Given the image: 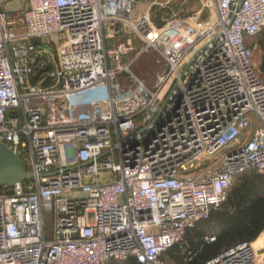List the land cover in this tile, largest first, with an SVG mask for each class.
<instances>
[{
	"label": "built area",
	"instance_id": "obj_1",
	"mask_svg": "<svg viewBox=\"0 0 264 264\" xmlns=\"http://www.w3.org/2000/svg\"><path fill=\"white\" fill-rule=\"evenodd\" d=\"M238 2L158 23L162 0H0V142L33 174L0 185V264H165L264 173V0ZM150 50L146 80L131 65ZM204 264H264V228Z\"/></svg>",
	"mask_w": 264,
	"mask_h": 264
},
{
	"label": "trees",
	"instance_id": "obj_2",
	"mask_svg": "<svg viewBox=\"0 0 264 264\" xmlns=\"http://www.w3.org/2000/svg\"><path fill=\"white\" fill-rule=\"evenodd\" d=\"M258 71L260 76L264 74V70ZM209 227L215 228L216 240L213 242L204 238ZM263 228L264 173L250 169L236 178L227 201L212 211L208 219L190 228L184 240L164 253L163 259L166 264H204L231 246L257 240ZM110 264L143 263L129 258L113 260Z\"/></svg>",
	"mask_w": 264,
	"mask_h": 264
},
{
	"label": "rangeland",
	"instance_id": "obj_3",
	"mask_svg": "<svg viewBox=\"0 0 264 264\" xmlns=\"http://www.w3.org/2000/svg\"><path fill=\"white\" fill-rule=\"evenodd\" d=\"M165 1L167 0H162L161 4L153 6L151 8L150 15L152 16V18L154 17V19H157L158 20L157 22L159 23L163 22L164 19L170 18L177 11L179 12V14H183V15H185L186 13L195 12L199 9L202 2H208L209 0H171L168 4H164ZM136 43L137 46L140 47V49L143 48V44H141L140 40L137 39ZM157 59H158V55L154 53L152 50H150L144 54H141L139 56V59L131 65V69L137 76L144 78L146 80H151L154 77L156 70L160 67V64L159 62H157ZM258 59H259V55L257 54V56L256 55L254 56L253 60L256 62L258 61ZM110 63H112V67H114V65L116 64L112 60L110 61ZM261 76L264 77V74L261 73ZM173 79L174 76L170 80L169 85L172 84ZM90 217H92V214H90ZM54 223L55 220L52 212L46 211L45 231H46L47 239L52 238ZM206 236H208V234ZM206 236L204 237L205 239Z\"/></svg>",
	"mask_w": 264,
	"mask_h": 264
},
{
	"label": "water",
	"instance_id": "obj_4",
	"mask_svg": "<svg viewBox=\"0 0 264 264\" xmlns=\"http://www.w3.org/2000/svg\"><path fill=\"white\" fill-rule=\"evenodd\" d=\"M244 0H239L237 8ZM33 174L10 146L0 142V185H14L31 180Z\"/></svg>",
	"mask_w": 264,
	"mask_h": 264
},
{
	"label": "crops",
	"instance_id": "obj_5",
	"mask_svg": "<svg viewBox=\"0 0 264 264\" xmlns=\"http://www.w3.org/2000/svg\"><path fill=\"white\" fill-rule=\"evenodd\" d=\"M248 42L254 47V56H257V54L259 55L258 61H254L257 65V68L259 70H264V29L259 35L249 38ZM207 234L208 236L216 234L215 228L212 227L210 229L208 228V230H205V236ZM259 244L257 247L261 248Z\"/></svg>",
	"mask_w": 264,
	"mask_h": 264
}]
</instances>
